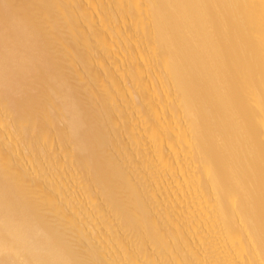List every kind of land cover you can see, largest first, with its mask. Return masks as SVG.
Listing matches in <instances>:
<instances>
[{
	"label": "bare ground",
	"instance_id": "bare-ground-1",
	"mask_svg": "<svg viewBox=\"0 0 264 264\" xmlns=\"http://www.w3.org/2000/svg\"><path fill=\"white\" fill-rule=\"evenodd\" d=\"M0 264H264V0H0Z\"/></svg>",
	"mask_w": 264,
	"mask_h": 264
},
{
	"label": "rangeland",
	"instance_id": "rangeland-1",
	"mask_svg": "<svg viewBox=\"0 0 264 264\" xmlns=\"http://www.w3.org/2000/svg\"><path fill=\"white\" fill-rule=\"evenodd\" d=\"M60 48H61V46H59L58 49H60ZM113 50H114V51L117 50V49H116V46L113 47L112 51H113ZM114 51H113V52H114ZM110 54H111V52L107 53L106 55H110ZM93 68H94V67H92L91 69H93ZM86 71H88V70H86ZM85 73H86V72H85Z\"/></svg>",
	"mask_w": 264,
	"mask_h": 264
}]
</instances>
